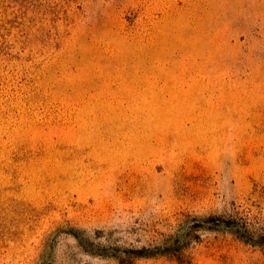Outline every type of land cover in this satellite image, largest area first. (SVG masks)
Masks as SVG:
<instances>
[{"label":"rangeland","instance_id":"374dc122","mask_svg":"<svg viewBox=\"0 0 264 264\" xmlns=\"http://www.w3.org/2000/svg\"><path fill=\"white\" fill-rule=\"evenodd\" d=\"M209 215L238 233L158 253ZM242 224L264 232V0H0V264H264Z\"/></svg>","mask_w":264,"mask_h":264},{"label":"trees","instance_id":"16d2710c","mask_svg":"<svg viewBox=\"0 0 264 264\" xmlns=\"http://www.w3.org/2000/svg\"><path fill=\"white\" fill-rule=\"evenodd\" d=\"M202 224H189L179 229L171 236H169L164 244L161 247H157L160 252L159 254L162 255H172L175 258H179L181 252L183 251L184 247L191 241V235L193 231H196L200 227H207L211 229L212 227H223L228 229H238L236 230L237 233L240 228V224L237 223L234 219H228L220 215H209L201 219ZM242 229L245 230V234H248L250 240H247L243 234L240 232V239L246 243L253 244L255 246L264 247V232L260 233H251L247 228L246 224H242ZM146 248H142L141 250H136L137 256L140 257H147L150 254L146 251Z\"/></svg>","mask_w":264,"mask_h":264}]
</instances>
